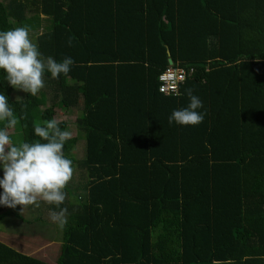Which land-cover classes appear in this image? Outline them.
I'll list each match as a JSON object with an SVG mask.
<instances>
[{
    "label": "trees",
    "instance_id": "16d2710c",
    "mask_svg": "<svg viewBox=\"0 0 264 264\" xmlns=\"http://www.w3.org/2000/svg\"><path fill=\"white\" fill-rule=\"evenodd\" d=\"M25 25L45 59L74 60L45 77L85 141L82 159L64 148L81 178L54 264H264V0H0V31ZM169 58L193 70L180 95L158 90ZM189 88L203 123L169 124ZM0 94L12 107L3 70ZM25 97L12 130L34 142L50 119ZM0 264L47 263L0 242Z\"/></svg>",
    "mask_w": 264,
    "mask_h": 264
},
{
    "label": "clouds",
    "instance_id": "9594fccd",
    "mask_svg": "<svg viewBox=\"0 0 264 264\" xmlns=\"http://www.w3.org/2000/svg\"><path fill=\"white\" fill-rule=\"evenodd\" d=\"M30 33L31 29L26 25L0 31V70L6 73V80L14 89L36 96L46 86V72L54 79H59L61 74L67 77L74 60L71 57H65L62 62L52 57L45 59ZM170 87L176 95L181 94L174 86ZM185 92L190 103L174 110L169 116V124L198 126L204 121V114L198 111L203 108V103L193 95L192 89ZM19 122L8 96L0 94V169L3 170L0 204L10 208L22 206V209L39 208L40 202L54 205L59 210L50 212V220L63 228L68 222V209L61 205L75 173L73 161L65 155L64 148L73 133L62 129L60 121L53 117L45 120L43 125L34 123V134L40 139L14 143L10 130Z\"/></svg>",
    "mask_w": 264,
    "mask_h": 264
},
{
    "label": "rangeland",
    "instance_id": "374dc122",
    "mask_svg": "<svg viewBox=\"0 0 264 264\" xmlns=\"http://www.w3.org/2000/svg\"><path fill=\"white\" fill-rule=\"evenodd\" d=\"M31 16V13H27L26 17L31 18ZM40 19L43 20V16L40 15ZM29 22L33 23L36 20H30ZM41 24H43L42 21ZM30 34L33 35V33ZM32 39H34L33 36ZM44 79L46 86L37 94L41 100L43 116L45 119L55 117L59 121H64L68 124L66 130L73 133V138L71 139V154L75 159H82L85 155L84 134L76 123L80 110L78 108L64 109L60 103H53L51 100V92L48 90L50 88L48 85L50 79L47 77H44ZM26 94L22 90H17L15 101L12 104V107L16 111L21 112L34 106L33 98L24 99L26 98ZM10 135L14 143L21 142L22 138L20 134H16L13 130H10ZM2 173L3 170L0 171V175ZM80 178L78 173H74L70 186H79ZM2 192L3 189L0 188V193ZM8 210H11V208L4 207L0 209V215ZM18 210L21 217L26 220V223L13 216L4 217L0 222V242L8 245L17 252L33 256L47 264H54L55 258L60 250L61 229L50 220V212L53 211L51 210V205L40 202L39 208L28 206L22 209V206H18ZM38 219L40 220L38 221Z\"/></svg>",
    "mask_w": 264,
    "mask_h": 264
},
{
    "label": "built area",
    "instance_id": "2783aa9c",
    "mask_svg": "<svg viewBox=\"0 0 264 264\" xmlns=\"http://www.w3.org/2000/svg\"><path fill=\"white\" fill-rule=\"evenodd\" d=\"M192 72L191 68L185 69L178 66H169L158 78L159 92L165 95H176L170 86H174L178 90L179 84L183 83ZM161 77H164V79L162 80ZM162 87L165 88V91H161Z\"/></svg>",
    "mask_w": 264,
    "mask_h": 264
},
{
    "label": "water",
    "instance_id": "95a60500",
    "mask_svg": "<svg viewBox=\"0 0 264 264\" xmlns=\"http://www.w3.org/2000/svg\"><path fill=\"white\" fill-rule=\"evenodd\" d=\"M168 65H172V60L170 58L168 59Z\"/></svg>",
    "mask_w": 264,
    "mask_h": 264
}]
</instances>
